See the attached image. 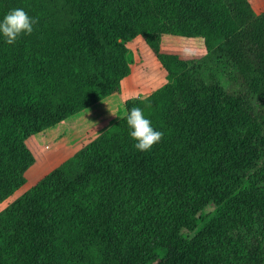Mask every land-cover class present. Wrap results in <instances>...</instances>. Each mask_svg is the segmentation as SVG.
<instances>
[{
  "label": "trees",
  "instance_id": "trees-1",
  "mask_svg": "<svg viewBox=\"0 0 264 264\" xmlns=\"http://www.w3.org/2000/svg\"><path fill=\"white\" fill-rule=\"evenodd\" d=\"M0 200L34 162L26 139L118 92L134 36L203 52L123 99V113L0 208V264H264V7L248 0H0ZM141 107L164 133L135 149ZM189 222V225H188Z\"/></svg>",
  "mask_w": 264,
  "mask_h": 264
},
{
  "label": "rangeland",
  "instance_id": "rangeland-1",
  "mask_svg": "<svg viewBox=\"0 0 264 264\" xmlns=\"http://www.w3.org/2000/svg\"><path fill=\"white\" fill-rule=\"evenodd\" d=\"M248 1L255 11L264 7V0ZM126 45L132 51L133 60L129 72L120 79L118 92L108 94L103 100L30 135L26 143L34 162L26 169L23 184L0 200V208L121 115L124 98L146 93L164 81L166 68L185 67L203 52L199 38L169 34L162 36L156 52H152L138 35ZM248 178L256 184L261 183L264 180V163Z\"/></svg>",
  "mask_w": 264,
  "mask_h": 264
},
{
  "label": "clouds",
  "instance_id": "clouds-1",
  "mask_svg": "<svg viewBox=\"0 0 264 264\" xmlns=\"http://www.w3.org/2000/svg\"><path fill=\"white\" fill-rule=\"evenodd\" d=\"M37 22V19L30 17L22 8H14L0 20V34L7 44L12 45L22 34L30 35L33 25ZM125 119L129 128V136L135 141V149L141 152L148 151L163 138L164 133L152 127L151 120L145 116L141 107H132Z\"/></svg>",
  "mask_w": 264,
  "mask_h": 264
},
{
  "label": "crops",
  "instance_id": "crops-1",
  "mask_svg": "<svg viewBox=\"0 0 264 264\" xmlns=\"http://www.w3.org/2000/svg\"><path fill=\"white\" fill-rule=\"evenodd\" d=\"M105 98H106V97H105ZM103 99H104V98H102V99L98 100L97 102H99V101H101V100H103ZM95 103H96V102H95ZM95 103H94V104H95Z\"/></svg>",
  "mask_w": 264,
  "mask_h": 264
}]
</instances>
